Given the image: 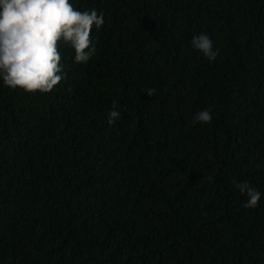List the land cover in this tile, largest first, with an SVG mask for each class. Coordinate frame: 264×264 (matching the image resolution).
<instances>
[{
    "label": "trees",
    "instance_id": "1",
    "mask_svg": "<svg viewBox=\"0 0 264 264\" xmlns=\"http://www.w3.org/2000/svg\"><path fill=\"white\" fill-rule=\"evenodd\" d=\"M70 2L104 14L91 59L0 82V264H264V0Z\"/></svg>",
    "mask_w": 264,
    "mask_h": 264
},
{
    "label": "clouds",
    "instance_id": "2",
    "mask_svg": "<svg viewBox=\"0 0 264 264\" xmlns=\"http://www.w3.org/2000/svg\"><path fill=\"white\" fill-rule=\"evenodd\" d=\"M105 23L103 12L95 8L81 11L70 0H0V82L12 89L28 93H51L65 76L58 42L70 46L74 62L87 63L96 52L97 31ZM192 48L214 61L218 50L206 33L194 35ZM154 88L147 94L153 96ZM120 117L115 105L108 112L107 123L112 125ZM209 108L197 111L193 124L210 123ZM246 195L244 208H255L262 193L248 181L236 184Z\"/></svg>",
    "mask_w": 264,
    "mask_h": 264
}]
</instances>
